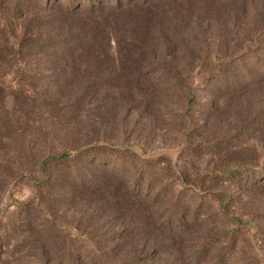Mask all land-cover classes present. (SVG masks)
Here are the masks:
<instances>
[{"label":"rangeland","instance_id":"1","mask_svg":"<svg viewBox=\"0 0 264 264\" xmlns=\"http://www.w3.org/2000/svg\"><path fill=\"white\" fill-rule=\"evenodd\" d=\"M6 1L0 264H264V0Z\"/></svg>","mask_w":264,"mask_h":264},{"label":"trees","instance_id":"2","mask_svg":"<svg viewBox=\"0 0 264 264\" xmlns=\"http://www.w3.org/2000/svg\"><path fill=\"white\" fill-rule=\"evenodd\" d=\"M59 1V0H58ZM57 1V2H58ZM75 1H79L80 4H78L77 6H74L73 4H77L75 3ZM87 2V1H92V0H68L67 3H64V4H56L57 2H54L53 4L58 6V7H64L68 10V14L71 15L72 17L74 18H78L79 16H81V13H82V4L83 2ZM5 2L7 3V1L5 0ZM50 3V0L48 1ZM4 8H6L7 6L11 8V10H9L7 8V11L9 10L10 13L13 11L12 9L14 7H16L17 5H14L12 3V5H9V4H4L3 5ZM6 6V7H5ZM93 7V6H92ZM48 8L51 10L53 9L54 7L53 6H48ZM13 15L17 16V12H12ZM15 16H12L13 18ZM70 17V16H69ZM26 19H27V15L23 16L20 18L21 20V25H20V31H21V39L19 40V42L16 44V49L18 51H22V52H25L29 55L33 54L35 52V50H39V51H43L44 49H48L50 51H76L78 50V48L81 46V44H78L80 43V37H79V34L76 35V37H68V36H57L55 38V40H53L50 44V46H46V43H43L45 45H41V44H36L32 38H30V36H32V30L30 28V24L26 22ZM12 28L11 26L9 25H6L5 28L1 29L0 27V35H6L4 32H6L7 29H10ZM58 30V29H57ZM59 31V30H58ZM33 37V36H32ZM48 39H50L48 37ZM47 41V40H46ZM51 41V40H50ZM3 40L2 38L0 37V48L1 46H3L2 44ZM78 42V43H77ZM15 45V44H14ZM70 159H72V156L69 155V154H62L59 158H55V159H52V160H48L46 161L44 164H46L47 162L49 161H56V162H67L69 161Z\"/></svg>","mask_w":264,"mask_h":264}]
</instances>
